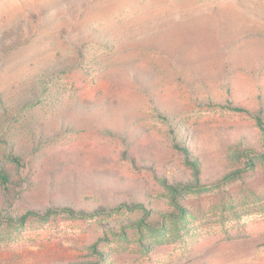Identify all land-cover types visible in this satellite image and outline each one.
Listing matches in <instances>:
<instances>
[{
  "label": "rangeland",
  "instance_id": "rangeland-1",
  "mask_svg": "<svg viewBox=\"0 0 264 264\" xmlns=\"http://www.w3.org/2000/svg\"><path fill=\"white\" fill-rule=\"evenodd\" d=\"M0 171L87 214L1 215L0 264H264V0H0Z\"/></svg>",
  "mask_w": 264,
  "mask_h": 264
},
{
  "label": "trees",
  "instance_id": "trees-1",
  "mask_svg": "<svg viewBox=\"0 0 264 264\" xmlns=\"http://www.w3.org/2000/svg\"><path fill=\"white\" fill-rule=\"evenodd\" d=\"M185 150L187 151V147H184ZM187 148V149H186ZM247 158H249V156H246ZM11 159L16 161V158L11 157ZM252 159L248 160L246 162V168H250L252 166ZM0 184L2 186V188L7 191L8 187H9V177L6 174V172L4 171H0ZM194 189V183L193 182H179L178 184H176V186L172 187V190L174 192V195H180L183 191H191ZM175 205L177 208H181V206H179V204L177 202H175ZM132 207L137 208V209H141L144 213L147 214V210L145 209L143 204H134L132 205ZM181 211H184V208L180 209ZM57 214H67L73 217H85L87 214L84 210H78L77 208L74 207H63V208H56L54 210H48L45 214H41V212L30 209L28 211H26L23 214H12V213H7L5 215H2V213H0V217L1 215L3 216V220L8 223V224H13V223H19L21 225H25L29 220L32 219H46L49 215H57ZM147 226V224H145L144 220H141L140 222H138L136 224V226H139V228H141L142 226Z\"/></svg>",
  "mask_w": 264,
  "mask_h": 264
}]
</instances>
